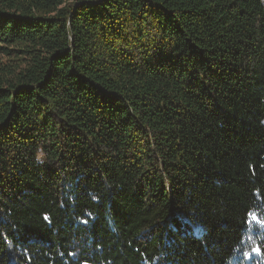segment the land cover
<instances>
[{
    "label": "trees",
    "instance_id": "obj_1",
    "mask_svg": "<svg viewBox=\"0 0 264 264\" xmlns=\"http://www.w3.org/2000/svg\"><path fill=\"white\" fill-rule=\"evenodd\" d=\"M0 55V264H264V0H0Z\"/></svg>",
    "mask_w": 264,
    "mask_h": 264
},
{
    "label": "rangeland",
    "instance_id": "obj_2",
    "mask_svg": "<svg viewBox=\"0 0 264 264\" xmlns=\"http://www.w3.org/2000/svg\"><path fill=\"white\" fill-rule=\"evenodd\" d=\"M11 65V64H20V61H17L15 58L13 57H7V56H3L0 55V67L3 65Z\"/></svg>",
    "mask_w": 264,
    "mask_h": 264
},
{
    "label": "snow or ice",
    "instance_id": "obj_3",
    "mask_svg": "<svg viewBox=\"0 0 264 264\" xmlns=\"http://www.w3.org/2000/svg\"><path fill=\"white\" fill-rule=\"evenodd\" d=\"M254 251H256V252H259V249H254ZM245 255H248L247 253H245Z\"/></svg>",
    "mask_w": 264,
    "mask_h": 264
}]
</instances>
